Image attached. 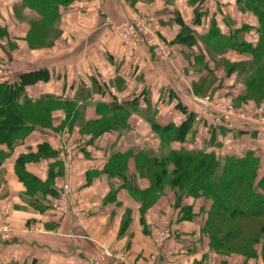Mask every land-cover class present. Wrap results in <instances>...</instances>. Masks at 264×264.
<instances>
[{
	"label": "crops",
	"instance_id": "obj_1",
	"mask_svg": "<svg viewBox=\"0 0 264 264\" xmlns=\"http://www.w3.org/2000/svg\"><path fill=\"white\" fill-rule=\"evenodd\" d=\"M22 1L0 0V24L8 33V39L0 41V58L11 63L16 77L47 73L46 80L25 86L28 97L52 95L71 100L84 88L88 92L85 121L97 120V103L130 102L135 110L126 122L128 128L121 132L111 131L93 141L67 127L59 133L33 132L15 149L0 169V217L12 229L11 239H0V264H81L98 259L103 244L124 256L121 264H243L241 258H221L209 249L201 234L204 219L198 215L202 202L184 200L182 207L194 203L192 213L196 215L191 221H180V211L174 207L175 192L167 190L142 216L140 204L121 188V182L102 173L114 153L158 151L162 144L150 122L178 126L184 119L175 110L178 102L196 118L191 140L171 144L172 150L206 149L221 157H241L254 151L264 161V126L256 121L253 106L241 111L244 118L227 120L212 106L197 101L228 102L225 98L230 91L232 95L240 92V87L234 88L235 75L224 79L217 73L223 87L216 96L198 97L192 85L199 77L191 69V52L196 54L198 48L191 51L173 44L183 23L198 36L205 35L213 24L224 35L248 26L250 29L239 36L242 42L254 45L258 41L256 17L240 8L236 0H212L206 11H199L197 24V0H79L59 10L61 35L54 46L31 51L25 45L28 25L17 21L13 11ZM24 15L37 16L29 10ZM135 18L144 19L150 34L159 38L167 60H158L147 47L129 52L108 28ZM9 42L16 45L12 51ZM225 59L242 64L251 61L249 55L234 51ZM53 117L57 128L64 114L58 112ZM42 144L57 151V157L29 164L26 169L44 181L52 164H62L63 175L55 179L54 186L61 193L64 186L69 188L64 214L50 211L55 202L50 196L27 197L15 174L18 156L35 152ZM127 164L129 174L135 175L134 161ZM136 185L145 190L148 182L138 178ZM128 214L130 221L123 230ZM161 232H168L169 239H159Z\"/></svg>",
	"mask_w": 264,
	"mask_h": 264
},
{
	"label": "trees",
	"instance_id": "obj_2",
	"mask_svg": "<svg viewBox=\"0 0 264 264\" xmlns=\"http://www.w3.org/2000/svg\"><path fill=\"white\" fill-rule=\"evenodd\" d=\"M77 1L23 0L14 6L15 18L29 28L25 37L28 49H51L61 35L59 10H66ZM236 3L257 19L256 44H247L240 39L239 34L248 31V26L224 35L213 24L205 35L198 36L183 23L173 44L191 51L198 48L196 54L191 52V69L199 77L192 85L196 96L214 98L223 87L217 73L224 75V79L235 75L234 88L240 87V92L232 95L230 91L225 103L238 111L249 105L258 109V105L264 103V0H236ZM197 7L195 24L200 18L199 11H206L208 4L197 1ZM25 10L34 12L36 18L25 17ZM5 39H8L7 29L0 24V41ZM229 51L247 54L251 61L231 63L225 59ZM46 79L47 73L43 71L14 76L13 80H0V169L33 132L59 133L67 127L77 129L80 136L90 137L93 141L111 131L121 132L128 128L126 122L135 110L130 102L97 103V120L85 121L83 110L88 105L85 102L88 92L84 88L80 87L71 100L52 95L38 99L28 97L25 86ZM175 110L184 116L178 126L170 123L161 127L150 122L162 144L158 151L114 153L102 175L121 182V188L140 204L142 216L165 196L167 190L175 192L174 207L180 211V221L193 220L196 215L192 213L193 204L202 202L198 215L204 219L201 234L208 240L209 249L221 258H241L243 264H264V161L254 151H247L241 157H221L206 149L172 150L171 144H186L191 140L196 118L180 102ZM58 112L64 114V119L55 128L53 115ZM56 152L42 144L35 152L18 156L14 170L27 197L50 196L55 202L59 199L61 191L56 190L54 181L63 175L61 163L49 167L48 178L44 181L26 169L29 164L55 159ZM130 160L135 163V175L129 174L127 163ZM138 178L148 182L145 190L138 189ZM184 200L194 203L184 208ZM128 216L123 222V230L129 224Z\"/></svg>",
	"mask_w": 264,
	"mask_h": 264
},
{
	"label": "built area",
	"instance_id": "obj_3",
	"mask_svg": "<svg viewBox=\"0 0 264 264\" xmlns=\"http://www.w3.org/2000/svg\"><path fill=\"white\" fill-rule=\"evenodd\" d=\"M203 4H209L212 0H197ZM109 30L119 39L122 46L131 53L138 52L141 48L147 47L151 49L153 55L160 61H165L168 59L167 54L161 49V43L159 38L154 34H150L147 23L142 18H135L127 20L119 25H111L108 27ZM13 70L8 62L0 63V77L3 80H12L15 76L12 73ZM199 103L207 104L212 106L214 111L217 112L222 118L230 119L231 117L244 118V113L237 111L232 105L225 103H213L208 100H197ZM256 121L264 126V103L260 105L256 113ZM69 192L68 186L63 187V192L60 193L59 199L54 202L50 208L52 213L64 214L67 208L68 199L67 194ZM3 219L0 217V239L9 240L11 239L12 229L11 227L3 223ZM170 234L168 232H161L158 234V238L161 240L169 239ZM102 254L96 260L83 261L81 264H101L105 260H109V264H121L124 261V256L120 254H115L110 251L107 245H102Z\"/></svg>",
	"mask_w": 264,
	"mask_h": 264
},
{
	"label": "rangeland",
	"instance_id": "obj_4",
	"mask_svg": "<svg viewBox=\"0 0 264 264\" xmlns=\"http://www.w3.org/2000/svg\"><path fill=\"white\" fill-rule=\"evenodd\" d=\"M79 1V0H78ZM17 21H19V20H17ZM117 25V24H116ZM7 47H8V49H10L11 51L15 48V44L14 43H11V42H9V43H7ZM8 62V64H10V67H11V69L13 70V66L11 65V63L8 61V60H6V59H4V58H0V63L1 62ZM13 72H14V70H13ZM12 72V73H13ZM15 74V73H14ZM0 80H3V78H1L0 77ZM13 80V79H12ZM217 103H221V102H217ZM260 106L258 105V107L257 108H259ZM257 110V109H256ZM238 111V110H237ZM102 264V263H101Z\"/></svg>",
	"mask_w": 264,
	"mask_h": 264
}]
</instances>
